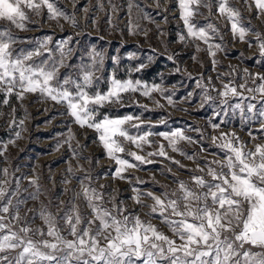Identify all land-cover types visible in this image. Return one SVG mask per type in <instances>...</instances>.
I'll use <instances>...</instances> for the list:
<instances>
[{"label":"snow or ice","instance_id":"1","mask_svg":"<svg viewBox=\"0 0 264 264\" xmlns=\"http://www.w3.org/2000/svg\"><path fill=\"white\" fill-rule=\"evenodd\" d=\"M75 3L76 0H73L74 7ZM155 3L160 7L159 0H155ZM214 3L216 14L230 23L233 37L245 41L250 28L242 24L239 9L232 6L231 0H214ZM253 3L258 14H264V0H253ZM108 5L111 12L118 10L112 0H108ZM97 8L104 10V0H97ZM134 8L138 13L142 11L137 0H128L130 34H136V29L139 28V25L131 26ZM201 8L208 9L209 16L213 15V0H178L180 19L186 29V35L181 34L179 40L185 42L187 38H192L193 41L203 42L207 45V51L213 57L212 63L215 65L216 52L222 50V45L212 41L219 34V28L211 22L200 25L196 21V16L203 15ZM45 11L50 20L55 19L59 23L62 18L73 27L78 26L75 15H69L57 7V0H0V21H6L8 25L20 30H28L26 22H31L30 13L41 16ZM84 11L87 12L88 8ZM143 18L150 19L147 14ZM144 35L147 36V30ZM255 35L260 55L264 56V40L260 39L259 32ZM71 39L68 37L50 47L52 37L46 36L43 40H37L31 49H17L15 46L21 41L13 34L11 27L0 28V94L4 96L2 103L7 105L13 95L18 101H23L28 94H39L43 101L51 100L56 104H63L72 118V123L81 128L94 129L98 133V139L107 156L118 165L114 178L125 179L123 173L128 168L138 167L136 163H130L117 153L127 151V155L140 164L152 163L146 156L126 150L124 144L131 143L142 151L144 144L152 143L149 137L153 135L163 137L173 151H180L187 159H197L198 154L188 155L177 147L180 141L197 142L186 136L182 129L160 133L147 131L133 135L128 126L139 131L144 123L139 116L129 114L112 117L104 113L101 117L102 108L109 105L123 107L125 94L139 92L142 96L151 98L153 92L163 95L165 90L159 84L148 85L140 79L132 78L133 72H139L146 66L140 64L130 69L125 79L119 78L113 71L106 78L107 90L102 91L98 85L104 77L98 73L104 70L105 55L93 47L88 53L89 63L72 65L68 62L73 55ZM196 50H202L199 44L196 45ZM130 58H135V54ZM167 58L174 60V55ZM113 60L119 63L118 57ZM61 69L67 71L62 74ZM176 71L180 69L177 68ZM244 71L247 73L248 70ZM189 78H192L191 73ZM219 78L218 75L217 79ZM256 79L261 81L256 87H247V80L239 85L251 94L250 97H244L243 92L238 91L231 81L222 82L221 90L214 86L213 90L218 91L220 104L233 110L239 109L242 119L247 118L245 106L242 102L229 105V99L241 97L257 100L259 94L258 103L261 107L254 113L256 104L248 103L247 113H253V118H264V76L256 74L253 83ZM210 84L211 78H208L206 85L202 74L197 80V87L203 94L201 107L216 99L208 94ZM172 95L165 97L170 105L174 104ZM193 95V92H189L185 99L190 100ZM155 103L158 107H163L159 101ZM133 120L138 123L132 124ZM12 123L15 124L16 121L13 120ZM260 123L261 129H264V119ZM23 124L24 121L20 120L21 131L25 130ZM212 127L215 130L220 125L213 124ZM249 135L253 140L256 139L251 133ZM16 138H21L20 132L16 133ZM73 139L75 134L69 128L63 143L71 148ZM212 141L224 153V158L206 160L203 167L197 164V168L191 171H199L201 175L191 176L192 186L188 181L177 180L176 189L166 190L160 195L152 191L142 193L133 189L134 202L142 205V197L150 198L153 203L147 205L150 212L146 215H158L176 239L158 230L150 220H142L138 214L128 212L123 201L116 202L115 195L105 199V193L91 186L89 175L80 181V191L74 193L69 201L70 207L63 216L52 214L46 205H42L37 214L47 230L32 228L27 213L20 215V207L26 200L18 198L19 181L16 189L12 190L8 170H0L3 176L0 178V264H264V144L257 143L249 149L235 133L223 132L219 136H213ZM9 143L14 141L10 140ZM61 146L62 144H58L57 150ZM6 149L7 145H3L0 155ZM76 155L73 150V156ZM153 155L171 159L162 144L157 151L147 153L149 157ZM173 162L179 164V161ZM68 171L72 173L71 166ZM30 183L36 185V180ZM103 187L100 186L101 189ZM29 195L31 199H38L39 188ZM81 198L90 210V216L84 215L80 205L76 203ZM61 221L64 229L59 226ZM65 229L67 235L64 234ZM16 250L19 251L15 256L9 255Z\"/></svg>","mask_w":264,"mask_h":264},{"label":"rangeland","instance_id":"2","mask_svg":"<svg viewBox=\"0 0 264 264\" xmlns=\"http://www.w3.org/2000/svg\"><path fill=\"white\" fill-rule=\"evenodd\" d=\"M127 2L128 0H112L118 10L111 12L108 0H104L103 11L97 8V0H76L75 7L73 0H57V7L69 15H75L78 21L77 27H73L62 18L59 19V23L55 19L50 20L45 11L41 16L29 14L31 22H26L28 29L26 31L8 25L6 21H0V28L11 27L13 34L21 41L15 46L17 49H31L37 40H43L46 36L52 37L53 42L50 47L71 37L70 47L73 49V55L68 62L75 66H79L81 62L89 63L88 53L95 47L105 55L104 70L98 73L104 77L98 85L102 91L107 90L106 78L113 71L119 78L125 79L130 69L140 64L146 65L141 71L133 72L132 78L140 79L148 85L159 84L165 90L164 94L153 92L151 98L142 96L139 92L125 94L123 107L109 105L102 108L101 117L104 113L112 117L129 114L134 117L139 116L144 122L139 131L128 126L129 132L133 135L147 131L160 133L182 129L186 136L197 142L180 141L177 147L188 155L198 154V157L195 161L189 160L185 155H181L180 151H173L163 137L153 135L149 137L152 143L144 144L142 151L131 143L124 144L126 150L144 155L152 163L140 164L128 156L127 151L117 153L122 158L128 159L130 163H136L138 167L128 168L123 173L125 179L114 178L118 165L107 156L98 139V133L94 129L81 128L72 123V118L67 114L63 104H56L51 100L43 101L39 94H28L23 101H18L13 95L9 98V103L4 105L2 103L4 96L0 94V150L3 149V145H7V149L0 155V170H8L12 190L16 189L19 181L18 198L26 200V203L20 207V215L24 216L27 213L32 228L40 227L47 230L37 214L42 205H46L52 214L63 216L65 210L70 207L69 201L74 193L80 191V181L89 175L91 186L105 193V199L115 195L116 202L123 201L128 212L138 214L142 220H150L158 230L176 239L158 215H146L150 212L147 205L153 203L150 198L142 197V205L134 202L133 189H138L142 193L152 191L160 195L166 190L176 189L177 180L188 181L192 186L191 176L201 175L199 171H191L197 168V164L203 167L206 160L224 158V153L215 147L212 141V137L219 136L221 132L235 133L249 149L257 143L264 144V129H261L260 123L264 118L258 116L253 118V113H247L246 108L248 103L256 104V109L253 110L255 113L261 107L258 103L259 94L257 100L241 97L229 99V105L242 102L245 106L247 118L242 119L240 110L221 105L218 91L213 90V86L221 90L222 82L231 81L238 91L243 92L244 97H250L251 94L241 89L239 85L244 84L246 80L247 87H256L261 83L259 79L253 83V78L256 74L264 76V56L260 55L258 39L255 35L259 32L260 39L264 40V14H258L253 0H247V3L245 0H231L232 6L241 13L242 24L250 28L246 33L245 41L233 37L230 23L216 14L214 0L213 15L209 16L206 8L200 9L203 15L196 16V21L200 25L211 22L219 28V34L212 41L222 45V50L216 52L215 65L212 63L213 57L207 51V45L203 42L193 41L192 38H187L185 42L179 40L181 34L186 35V29L180 19L178 0H167V2L159 0L160 7L156 6L155 0H137L142 6V11L138 13L134 8L131 15V26L139 25L136 34L129 32L130 17ZM85 8H88L87 12L84 11ZM145 14L150 19L143 18ZM110 18L111 22H109ZM145 30H147L146 37ZM197 44L201 51L196 50ZM133 54L135 58H130ZM169 55H174V60H169L167 58ZM114 57L119 58L118 64L114 62ZM177 68L180 71H176ZM245 69L248 70L247 73ZM65 71L67 69H61L62 74ZM201 74L206 85L208 78H211L208 94L216 97L214 101L204 103L203 107H201L203 94L197 87V80ZM218 75L219 79H217ZM189 92L194 93L190 100L185 99ZM168 95H172L173 105L168 104L165 98ZM155 101H159L163 107H158ZM13 109H15L14 113ZM13 120L16 121L15 124L12 123ZM20 120L24 121L23 131L19 126ZM131 123L138 122L133 120ZM213 124H219V129L214 130ZM69 128L75 134L71 148L63 143ZM17 132L21 133L20 139L16 138ZM249 133L256 139L253 140ZM10 140L14 143H9ZM58 144H62L59 150H57ZM161 144L164 145V151L171 159L159 155L147 156V153L157 151ZM202 148L204 151H201ZM73 150L77 153L76 156H73ZM173 161H179V164ZM180 165L185 167L182 168ZM69 166L72 168V173L68 171ZM0 178H3L2 174ZM205 178L210 179V177ZM32 180H36V185L30 183ZM101 185L104 186L102 189ZM37 188H39V198L31 199L29 194L35 193ZM76 203L80 205L84 215H91L82 198ZM29 209L33 211L29 212ZM59 226L64 229L63 221ZM64 234L67 235L66 229ZM18 251H12L9 255L15 256Z\"/></svg>","mask_w":264,"mask_h":264}]
</instances>
